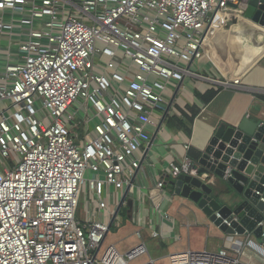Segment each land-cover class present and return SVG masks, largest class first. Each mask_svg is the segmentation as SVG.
I'll return each mask as SVG.
<instances>
[{
    "label": "built area",
    "instance_id": "1",
    "mask_svg": "<svg viewBox=\"0 0 264 264\" xmlns=\"http://www.w3.org/2000/svg\"><path fill=\"white\" fill-rule=\"evenodd\" d=\"M250 1L0 0V264L149 256L143 241L103 248L113 212L107 188L123 193L136 180L170 86L200 77L191 67L210 31L244 18ZM169 173L207 176L188 157ZM152 196L159 211L162 195ZM228 242L172 252L169 264H242L244 247L264 255L252 238Z\"/></svg>",
    "mask_w": 264,
    "mask_h": 264
},
{
    "label": "crops",
    "instance_id": "2",
    "mask_svg": "<svg viewBox=\"0 0 264 264\" xmlns=\"http://www.w3.org/2000/svg\"><path fill=\"white\" fill-rule=\"evenodd\" d=\"M233 22L236 21L229 20L210 31L203 46V58L195 61L191 67L200 77H188L181 84L176 82L175 86H170L166 94L168 103L177 94L169 113L161 127L164 112L157 116L156 124L149 127L150 136L154 139L142 151L141 168L133 186L134 205L132 209L127 205L122 208L109 231H113V238H116L111 244L122 245L123 251L143 241L148 248V257L156 264H169L172 252L187 249L217 251L224 246L233 247L234 243L228 241L238 238L223 233L194 202L175 194L169 183L161 191L156 188L160 180H166L171 175L170 164H180L190 148H195L202 155L216 126L222 123L234 126L245 117L264 124V101L256 95L264 93V31L245 18ZM253 28L257 29V47L251 41V36L241 34ZM241 51L243 64L249 66L229 78L225 61L235 57V52L241 54ZM237 78L240 83L235 85L232 82ZM222 82H229L230 85L224 87ZM214 88L220 90L209 102L198 97V94ZM188 105L199 110L192 124L182 116V110H186ZM171 116L183 119V127L169 125ZM190 129L192 133L188 135ZM213 183L218 188V180ZM107 190L105 198L113 210L111 220L123 193L111 186ZM156 192L162 195L159 211L155 207V199L158 201L159 198L152 196ZM137 231H140L141 238H138ZM153 231L160 234L153 237ZM241 253L242 264H264V255L252 248L244 247ZM148 257L134 264L144 262Z\"/></svg>",
    "mask_w": 264,
    "mask_h": 264
},
{
    "label": "water",
    "instance_id": "3",
    "mask_svg": "<svg viewBox=\"0 0 264 264\" xmlns=\"http://www.w3.org/2000/svg\"><path fill=\"white\" fill-rule=\"evenodd\" d=\"M244 18L264 31V0H251ZM256 32L253 28L241 34L251 36L257 47ZM176 94L163 113L160 127ZM199 165L205 168L206 178L181 173L168 175L166 184L172 186L175 194L194 202L223 233L240 239L252 236L264 249V124L245 117L234 126L224 123L216 126ZM216 179L218 188L213 183ZM134 182L135 178L125 188L109 222L108 233L122 208L127 205L132 209Z\"/></svg>",
    "mask_w": 264,
    "mask_h": 264
},
{
    "label": "trees",
    "instance_id": "4",
    "mask_svg": "<svg viewBox=\"0 0 264 264\" xmlns=\"http://www.w3.org/2000/svg\"><path fill=\"white\" fill-rule=\"evenodd\" d=\"M219 90L220 88H214V89L208 90L204 94H198V97H200V99L204 102H209L216 96ZM256 95L258 98L264 101V93H256ZM198 113H199L198 108L192 105H188L186 107V110H182V116L184 117V119H187L190 124L193 123V120L197 116ZM168 123L169 125H172V124L180 125L179 127H183L184 125L183 119H180L177 116L169 117ZM191 133H192V130L190 129L188 131V135H191ZM200 155H201L200 151L196 150L195 148H190L187 153V157L190 158L193 163L198 164V165H199ZM204 171H205V168L200 166V172H204Z\"/></svg>",
    "mask_w": 264,
    "mask_h": 264
},
{
    "label": "rangeland",
    "instance_id": "5",
    "mask_svg": "<svg viewBox=\"0 0 264 264\" xmlns=\"http://www.w3.org/2000/svg\"><path fill=\"white\" fill-rule=\"evenodd\" d=\"M243 36L247 37L246 34H244ZM3 43L5 44V42H3ZM6 43H7V41H6ZM234 55H235V57L233 56L231 58H228L224 64L225 68H226L225 71L228 73L229 78H233L234 76L240 74L249 66V65H244L242 62V58H241L242 51H241V54L240 53L237 54V52H235ZM221 58H222V56H221ZM88 176H91V175L88 174ZM87 200H88V196L85 192H83L81 197H80V203H79V208H78V214H77V220L78 221H82L84 219V215H85L86 210H87ZM114 241H116V238H113V231H111L110 233H108V235L105 239V242L103 244V248L106 245H109ZM116 246L120 251L122 250V252H123V249H122L123 246L122 245L118 244Z\"/></svg>",
    "mask_w": 264,
    "mask_h": 264
}]
</instances>
